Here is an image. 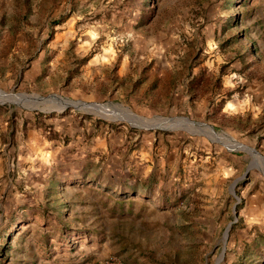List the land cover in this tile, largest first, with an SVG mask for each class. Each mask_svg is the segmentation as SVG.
<instances>
[{"label":"rangeland","instance_id":"374dc122","mask_svg":"<svg viewBox=\"0 0 264 264\" xmlns=\"http://www.w3.org/2000/svg\"><path fill=\"white\" fill-rule=\"evenodd\" d=\"M0 90V264H264V0H0Z\"/></svg>","mask_w":264,"mask_h":264},{"label":"bare ground","instance_id":"6f19581e","mask_svg":"<svg viewBox=\"0 0 264 264\" xmlns=\"http://www.w3.org/2000/svg\"><path fill=\"white\" fill-rule=\"evenodd\" d=\"M51 99H59V100H61V101H66L67 103H70L71 104V102L69 101V100H64V99H62L61 97H57V96H54V97H51ZM49 100V98L47 99V101ZM80 104H83V105H79L78 103L76 104L77 106H80V107H84V108H89V109H92V111H94V112H102V113H105V114H111V112H112V114L113 115H115V113L111 110V109H108V106H99V105H96L97 106V108L98 109H96V106H94V105H86V104H84V103H80ZM112 107H113V105H112ZM115 107V106H114ZM117 108V107H116ZM118 108H120V113H118L117 115H115V117L116 118H118V119H127V120H129L130 121V119L129 118H127V116H126V113H125V115L124 114H122L121 112L124 110L123 108H121V107H118ZM161 121V120H160ZM160 121L159 120H156L155 121V123L153 124L154 126H156L157 124H160ZM208 128V127H207ZM209 129H211V128H209ZM212 130V129H211ZM213 131V130H212ZM213 133H214V131H213ZM214 135H215V137L218 139L219 138V136H217V134H215L214 133ZM238 144V148H242V149H244L243 147H241L240 146V144L239 143H237ZM244 150H247V149H244ZM248 151V150H247ZM252 152V151H251ZM253 153V152H252ZM256 154V153H255ZM257 155V154H256ZM260 160V159H259Z\"/></svg>","mask_w":264,"mask_h":264},{"label":"water","instance_id":"95a60500","mask_svg":"<svg viewBox=\"0 0 264 264\" xmlns=\"http://www.w3.org/2000/svg\"><path fill=\"white\" fill-rule=\"evenodd\" d=\"M0 95H4V96H6V95H9V93H6V92L0 90ZM11 95L25 96V94H12V93H11ZM52 97H54V96H52ZM57 97H59V96H57ZM49 98H50V97H49ZM47 99H48V98H47ZM11 103H12V102H11ZM15 103H16V102H15ZM0 104H4V103H0ZM84 104H86V103H84ZM82 105H83V104H82ZM86 105H91V104H86ZM92 105H96V104H92ZM167 119H168V120H173V119H170V118H167ZM176 119H178V118H176ZM184 119H186L189 123H191V125L197 127L198 130L196 131V133H199V134H201V135H207V134H208L207 130L204 131V130L201 128L202 126H205V127H208V128H213V127H211V126H209V125H205V124H201V123H195V122H192V121H190V120L187 119V118H184ZM154 127H156V128H161V129H167V128L161 127V126H159V125H156V126H154ZM208 135H209V134H208ZM240 146L243 147L244 149H247V150L252 151L253 153H256L257 155H259V153H258L257 151H255L254 149H252V148H249V147H247V146H245V145H242V144H240ZM237 149H241V150H243V151L248 152L247 150H244V149H242V148H237ZM263 159H264V158H263ZM234 188H235V185L232 187V191H233V192H234ZM230 228H231V225H229L228 228H227V230H226V233H225V235H226V239L228 238Z\"/></svg>","mask_w":264,"mask_h":264}]
</instances>
